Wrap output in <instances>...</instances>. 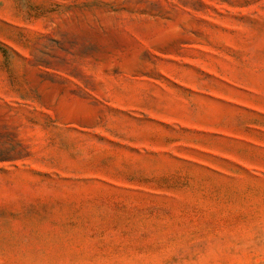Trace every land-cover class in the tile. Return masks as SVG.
<instances>
[{
	"label": "rangeland",
	"instance_id": "1",
	"mask_svg": "<svg viewBox=\"0 0 264 264\" xmlns=\"http://www.w3.org/2000/svg\"><path fill=\"white\" fill-rule=\"evenodd\" d=\"M0 264H264V0H0Z\"/></svg>",
	"mask_w": 264,
	"mask_h": 264
}]
</instances>
